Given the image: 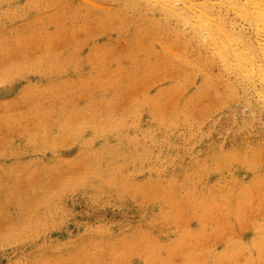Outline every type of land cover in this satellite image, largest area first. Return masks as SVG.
I'll list each match as a JSON object with an SVG mask.
<instances>
[{"label": "rangeland", "instance_id": "rangeland-1", "mask_svg": "<svg viewBox=\"0 0 264 264\" xmlns=\"http://www.w3.org/2000/svg\"><path fill=\"white\" fill-rule=\"evenodd\" d=\"M149 1L0 0V264H264L262 85Z\"/></svg>", "mask_w": 264, "mask_h": 264}, {"label": "bare ground", "instance_id": "bare-ground-1", "mask_svg": "<svg viewBox=\"0 0 264 264\" xmlns=\"http://www.w3.org/2000/svg\"><path fill=\"white\" fill-rule=\"evenodd\" d=\"M149 1V0H146ZM153 1L155 4L156 3H161V8L162 10H165L166 12H168L170 15H174L175 17H177L179 19L180 22L185 23V25L190 26V29H192L195 34L198 33L200 34L202 37L207 38L209 41V44L213 45L216 47V50H218V54L221 57V59H224V54L227 51H230L231 56L233 58H236L235 60L237 61L236 64H234V70L237 71V73H240L243 75V77L246 79V82L249 83H260L262 85V87L258 90L256 89V99L258 104H260L261 107L264 108V4L263 7L261 5V7H256L254 8V13L255 16L252 18L251 22H253V28L255 31V36L261 37L263 38V40H261L260 43L256 44L257 42L255 41L256 47L255 45H253L255 47L254 52H250V54L248 53V50L246 51V53L248 54H244L242 56H238L236 54V50H235V41L230 40V33L228 34V32L226 31V25L225 23L221 25V22L218 21V23L215 21L211 22V19L208 17V14L212 15L210 11V13L207 14V12H205V9H201L203 12H196L199 11L196 8H193L191 6H185L187 9L189 8V11L184 9V13L183 12H176L178 8H175L176 6H174V2L172 0H151ZM176 1V0H175ZM178 1V0H177ZM228 1V0H227ZM231 1V0H230ZM249 2L255 3V0H246ZM264 1V0H263ZM150 2V1H149ZM89 3V2H88ZM134 3V2H133ZM177 3V2H176ZM189 3V2H188ZM190 4V3H189ZM257 4V3H256ZM95 5V4H94ZM176 5V4H175ZM183 5V4H182ZM215 5V4H214ZM138 6V5H137ZM197 6V5H196ZM237 6V5H236ZM244 6V5H243ZM195 7V6H194ZM104 8V7H103ZM138 8V7H137ZM191 8L196 9V10H190ZM211 8V7H210ZM235 8V6H234ZM240 8V7H239ZM247 8V7H246ZM251 8V7H250ZM176 9V10H175ZM199 9V8H198ZM241 9V8H240ZM155 10V9H154ZM182 10V9H181ZM200 10V11H201ZM232 10V9H231ZM244 11V9H242ZM251 11V10H250ZM165 12V13H166ZM188 12V13H185ZM245 12V11H244ZM247 12V11H246ZM197 13V14H196ZM68 14V13H67ZM163 14V13H162ZM156 15V14H155ZM167 15V13H166ZM242 15V13H241ZM247 15V14H246ZM56 16V15H55ZM216 16V15H215ZM159 17V16H158ZM167 17V16H166ZM215 18V17H214ZM169 19V18H168ZM176 19V18H175ZM217 19V18H216ZM219 19V18H218ZM245 19V18H244ZM248 19V18H247ZM250 19V18H249ZM74 20V19H73ZM167 20V19H165ZM170 20V19H169ZM168 20V21H169ZM173 20V19H172ZM214 20V19H213ZM77 21V20H76ZM171 21V20H170ZM107 22V21H106ZM172 22V21H171ZM227 24V22H226ZM170 25V24H169ZM177 25V24H176ZM103 26V25H102ZM168 26V25H167ZM173 26V25H172ZM223 26H225L226 28H224ZM107 27V26H106ZM175 27V26H174ZM177 27V26H176ZM65 28V27H64ZM186 28V27H185ZM232 28V27H231ZM230 28V29H231ZM181 29V28H180ZM187 30V28H186ZM230 31V30H229ZM187 32V31H186ZM190 33V32H189ZM188 35V34H187ZM234 36V33L232 34ZM231 35V36H232ZM240 35V34H239ZM253 35V34H252ZM183 36V34H182ZM232 36V37H233ZM251 36V35H250ZM253 36V37H255ZM196 37V35H195ZM237 38H239L238 36H236ZM252 37V36H251ZM199 38V37H198ZM217 38H221L222 39V43L217 39ZM235 38V37H233ZM236 38V39H237ZM193 39V38H192ZM201 39V37H200ZM199 39V40H200ZM198 40V39H197ZM196 40V41H197ZM252 40V39H251ZM218 41L223 45V48L220 46L218 48ZM238 41V39H237ZM246 41V40H245ZM250 41V40H249ZM240 42V40H239ZM238 42V43H239ZM204 43V42H203ZM219 43V44H220ZM253 43V42H252ZM136 44V43H135ZM241 44V43H240ZM190 45V44H189ZM197 46V45H196ZM206 47V46H205ZM248 47V46H247ZM250 47V46H249ZM203 48V47H202ZM241 48V47H240ZM213 49V48H212ZM251 49H253V47L251 46ZM201 50V48H200ZM239 50V49H238ZM208 51V50H207ZM203 53V52H202ZM216 53V52H215ZM226 53V54H227ZM245 53V51H244ZM225 54V56H226ZM216 56V55H215ZM213 60V59H212ZM220 60V59H219ZM234 60V59H233ZM225 61V60H224ZM227 61V60H226ZM230 61V60H229ZM229 61H227L229 63ZM226 62V63H227ZM233 63V62H232ZM27 67V66H26ZM232 67V66H231ZM232 69V68H231ZM205 70V69H204ZM195 73V72H194ZM204 74V73H203ZM224 74V73H223ZM242 77V76H241ZM229 79V78H228ZM221 80V79H220ZM230 80V79H229ZM234 81V80H233ZM247 85V84H246ZM239 86V85H238ZM231 89V88H230ZM234 89V87L232 88ZM231 89V90H232ZM179 90V88H178ZM255 92V91H254ZM241 97V96H240ZM255 97V96H254ZM226 102V101H225ZM249 102V101H248ZM252 105V104H251ZM254 110V109H253ZM186 115V114H185ZM91 119V118H90ZM87 121V120H86ZM92 121V120H91ZM84 123V122H83ZM90 123V122H89ZM155 124V123H154ZM93 126V125H92ZM121 126V125H120ZM95 127V126H93ZM173 128V127H172ZM91 131V130H90ZM118 132V131H117ZM151 133V132H150ZM198 133V132H197ZM191 134V133H190ZM181 135V134H180ZM188 141V140H187ZM132 142V141H131ZM232 147V146H231ZM110 153V152H109ZM243 157V156H242ZM113 158V157H112ZM240 158V157H239ZM96 159V158H95ZM111 159V158H110ZM120 159V158H119ZM114 160V159H113ZM127 160V159H126ZM219 160V159H218ZM221 160V159H220ZM209 161V160H208ZM245 161V160H243ZM263 163V162H262ZM113 164V163H112ZM202 164V163H201ZM220 164V163H219ZM224 164V163H223ZM237 164V163H236ZM264 164V163H263ZM98 165V164H97ZM240 165V164H239ZM98 167V166H97ZM119 167V166H118ZM99 169V167H98ZM110 170V169H109ZM121 170V169H120ZM193 174V173H192ZM242 174V173H241ZM90 175V174H89ZM115 175V174H113ZM109 176V175H108ZM107 176V177H108ZM111 178V176H109ZM192 179V178H191ZM73 181V180H72ZM77 181V180H75ZM198 181V179H197ZM74 182V181H73ZM72 182V183H73ZM76 183V182H74ZM71 184V183H70ZM105 184V183H104ZM155 184V183H154ZM76 185V184H75ZM192 187V186H191ZM156 189V188H155ZM175 189V188H174ZM206 191V190H205ZM199 195V194H198ZM188 196V195H187ZM215 196V195H214ZM203 197V196H202ZM213 207V205H211ZM199 213V212H198ZM189 214V213H188ZM194 217H196L195 215H193ZM183 217V216H182ZM192 217V216H191ZM193 217V218H194ZM264 231V230H263ZM260 236V235H259ZM251 248V247H250ZM262 252V251H261ZM257 257V256H255ZM258 259V258H257ZM248 261V260H247ZM255 261V260H254Z\"/></svg>", "mask_w": 264, "mask_h": 264}]
</instances>
